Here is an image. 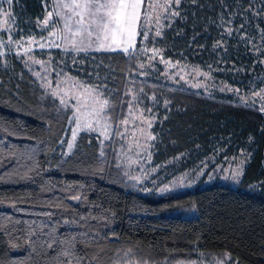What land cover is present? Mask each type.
Returning <instances> with one entry per match:
<instances>
[{
  "label": "trees",
  "instance_id": "trees-1",
  "mask_svg": "<svg viewBox=\"0 0 264 264\" xmlns=\"http://www.w3.org/2000/svg\"><path fill=\"white\" fill-rule=\"evenodd\" d=\"M240 1L242 8L247 0ZM237 2L199 0L195 6L191 0H182L180 17L156 40L162 57L208 70L216 80L238 90L263 88L264 63L259 61L264 59V51L254 53L241 34L258 42L257 26L264 29V24H243L241 28L238 14L232 28L239 27V31L231 37L221 35L220 25L235 15ZM51 4V0H18L12 9L20 20H31L48 11ZM221 40L224 47L214 48ZM137 60L126 65L119 53L78 54L67 71L94 83L96 76L87 72L101 63L110 66L101 71V78L107 77L109 87L119 94L112 127L125 115L123 101L130 99L123 96L126 85L133 91L143 88L145 94L166 101L168 108L162 111L165 117L158 127L162 139L159 161L192 149L210 155L214 143L221 141H232L236 150L248 149L250 158L238 184L212 183L163 195L143 193L116 166L114 140L101 145L97 135L89 132H80L72 154L66 155L71 111L46 95L36 79L10 56L7 66H0V161H4L0 166V261L31 264L30 250L8 251L9 240L15 236L22 245L30 242L24 239L30 226L37 230L42 222H49L44 213L53 212L51 223L77 220L71 227L58 226L57 235L74 234L87 241L90 246L86 250L100 258L99 264H178L195 259L196 254L227 258L234 264H264L261 107L141 82L129 73V68L136 71ZM126 73L128 79H135L134 85L125 79ZM257 183H262L260 190L250 189ZM73 194L80 196V201L70 199ZM80 216L87 219H78ZM47 231L41 240L47 239Z\"/></svg>",
  "mask_w": 264,
  "mask_h": 264
},
{
  "label": "snow or ice",
  "instance_id": "snow-or-ice-1",
  "mask_svg": "<svg viewBox=\"0 0 264 264\" xmlns=\"http://www.w3.org/2000/svg\"><path fill=\"white\" fill-rule=\"evenodd\" d=\"M181 2L182 0H164L163 3L154 2V0H59L58 3L54 4L53 10L47 11V15L42 21L38 20V23L42 24L45 28L51 26L52 30L49 32L51 39L45 38L46 43H40L35 38H28L26 41L27 46H25V43L17 41L11 35L8 36L7 40L0 37V65L6 67L7 56L11 52L12 45L17 44L23 48V52L17 51L15 55L26 66L30 60L33 64L41 65L46 73L49 71L55 72L56 75L61 77L60 82L56 85L57 89H60L62 84L68 85L66 91L62 90V95L59 91L55 90L49 93L48 89L51 88L52 82L48 80V76H41L39 71L34 72L35 76L45 81L41 85L45 90V94L58 98L59 104L63 109L71 111V115L67 119L74 127L72 129L71 141L67 142L66 155L72 154V149L76 144L77 135L80 131L97 132V139L101 145H103L105 140H112L114 135L124 138L131 122L130 117L133 110L139 103V97L133 95L132 88L126 85V91L123 92V96L131 97V99L123 101L127 105L128 115L121 116L118 120L119 125L124 127V131L118 133L110 131L116 119L114 104L119 95L117 90L109 87L107 77L101 78V71L110 68V66L103 63L95 65L92 71L87 72V75L90 77L95 75L97 78L96 82L85 83L76 77L68 76L63 72V69L56 72V66L51 65V61H42L29 55L33 51L31 46L38 44L40 49H45L46 47L61 48V44H63L61 50L64 52L70 50L88 52L91 50L104 53H119L125 58L126 65H131L141 55L151 52V56L147 57L151 61L160 54L159 49H149L146 44L143 47H137V40L139 39L141 44H143L144 41L154 42L156 37L163 38L162 29L164 25L161 23V19H166L168 21L167 27H171L174 19L180 17ZM7 3L11 6L13 0H7ZM191 3L198 6L199 0H191ZM160 9H163V11H159ZM246 11L251 12L255 17L264 15V8L254 10L251 4ZM0 15L6 17L5 25L14 19L12 13L6 10H0ZM54 16L57 19L54 20ZM221 20H223V15H221ZM61 23L62 27L60 26ZM220 26L223 29L221 33L222 37L225 34L231 37L233 31H239V29L234 30L231 27V19ZM240 27L243 28L244 25L241 24ZM56 29L59 30L57 31ZM153 30L154 35L150 38L149 33L153 32ZM0 32H11V29L8 27L0 28ZM257 32L261 41H264V29L257 26ZM241 38L251 45L250 50L254 53L264 51V47L257 45L254 42V38L248 37L246 33H242ZM58 40L60 43L57 42ZM223 47L224 43L222 40L217 41L214 45V48ZM5 48L8 49V52L2 50ZM24 56H28V60H23ZM161 59L163 58L161 57ZM73 62L76 63L75 60ZM164 62L170 63V61ZM259 62L264 63V59H261ZM48 65H51V68ZM146 67H151V65L146 66L143 62L137 63L135 64V68L140 69V71L136 72L132 68H129V73L133 77L137 75L146 76ZM29 71H32V69H29ZM112 71H115V69H112ZM125 79L128 80L129 84L134 85L136 83L135 79H128V73L125 74ZM139 91L143 92V88H140ZM255 95H260V93H255ZM153 99H155L154 96ZM261 99H264V96ZM70 100L74 101V103L69 104ZM259 110L264 112V106ZM147 111L150 112L151 109L149 108ZM139 118L141 125L147 123L148 128L152 127V120L143 117V113H140ZM136 127L143 134V127L140 125H136ZM155 138L154 135L148 134L144 145H147L148 140H155ZM133 139L138 148L144 146L141 145L139 139L135 138V133H133ZM61 143L65 142L61 141ZM99 155L103 157L104 152L101 151ZM136 155L140 156L141 153L137 152ZM3 165L4 161H0V166ZM116 166L118 168L122 167L120 162H117ZM241 174L242 168H237L232 171L231 177L233 180H238ZM124 175L128 176L129 179H135L137 182H140L138 177L133 176L127 170L124 171ZM69 198L76 201H80L81 199L80 196L75 194ZM44 215L49 218V222H42L35 231L30 226L27 235L24 237L25 241L30 242L22 245L18 242V237L12 236L9 240L8 251L22 252L25 249H29L28 260L31 261V264H99L100 258L95 254L90 256L86 250L90 246L87 241L78 238L74 234L69 237H64L62 234L57 235L58 226L71 227L77 223V220L65 218L51 223L55 214L47 212ZM78 219L87 218L80 216ZM46 230H48L47 239L41 240L40 236ZM4 231H7V229H4ZM95 235L99 237L100 234L96 232ZM32 237L36 238L32 239ZM78 243L81 245L80 248L77 247ZM0 254H2V250H0ZM225 255L228 257L227 253ZM0 264H11V262L0 261ZM22 264H27V261L22 262ZM113 264H118V262L114 261ZM142 264H148V262L143 261ZM220 264H223V261Z\"/></svg>",
  "mask_w": 264,
  "mask_h": 264
},
{
  "label": "rangeland",
  "instance_id": "rangeland-1",
  "mask_svg": "<svg viewBox=\"0 0 264 264\" xmlns=\"http://www.w3.org/2000/svg\"><path fill=\"white\" fill-rule=\"evenodd\" d=\"M237 1L236 9L234 10L235 15L229 18L231 19V27H233V20L238 14L242 24L248 26H251V24H258L259 22L264 24V15L255 17L251 12L246 11L250 4L254 10L264 8V0H247L242 8L241 6L244 4L243 1ZM51 2V8L48 11L53 10L54 4L58 3L59 0H51ZM154 2L163 3L164 0H154ZM15 5H18V0H13L11 6L7 3V0H0V10L11 12L14 18L12 22L5 25L6 17L0 15V28L8 27L11 29V32H0V37L7 40L8 36L11 35L17 41L25 43V46H27L26 41L28 38H35V40L40 43H46L45 38L51 39V37H49V32L52 30L51 26L45 28L42 24L38 23V20L42 21L46 17L47 11L42 15H37V18L35 19L30 20L27 18L20 20L18 17L19 14H16L12 9ZM159 11L162 12L163 9H160ZM53 19L55 20L57 18L54 16ZM161 23L164 25L162 31L169 28L167 27L168 21L166 19L162 18ZM60 26L62 27V23ZM237 29H239V27H237ZM56 30L58 31L59 29ZM221 31H223V29ZM149 35L151 38L154 35V30L153 32H150ZM158 38L160 37H156L154 42L144 41L143 44H141L139 39L137 41H139V47H143L146 44L149 49H159L155 44ZM257 41L258 42H255L257 45L264 47V41H261L260 38L257 39ZM57 42L60 43L59 40ZM31 47L33 48V51L29 53V55L42 61H51V65L56 66V72L63 69V72L68 76L76 77L83 80L85 83H89L87 78L74 76L67 71V68L73 63L78 54L85 56L92 55V57H94L95 55L104 53L91 50L88 52H75L71 50L64 52L61 50L63 44H61V48L46 47L45 49H40L38 44H33ZM2 50L8 52L7 48ZM17 51L23 52V48L19 47L17 44H13L11 52L7 56V62L9 57L12 56L36 79L40 85L44 84L45 81L35 76L34 72L39 71L41 76L47 75L48 80L52 82L51 88L48 89L49 93L55 90L59 91L62 95V90L66 91L68 89V85L66 84H62L61 88L57 89L56 85L60 82L61 77L56 75L55 72L49 71L46 73L41 65L33 64L30 60L26 66L20 58L16 57L15 54ZM148 56H151V52L141 55L137 60V63L143 62L146 66L151 65V67H146L145 69V71H147L146 76L137 75L134 77L141 82L170 88H179L185 91H193L207 97L218 95L225 97L231 102L248 106H264V99H261V97L264 96V91H261L264 90V87L253 91L238 90L226 85L220 80H216L208 70L165 59L162 57L161 52L151 61L147 59ZM161 57L163 59H161ZM92 59L90 61H92ZM23 60H28V56H24ZM164 61H170V63H165ZM79 64L84 65V63L80 61ZM51 65H48V67L51 68ZM29 69H32V71H29ZM139 71L140 69L136 68V72ZM255 93H260V95H255ZM133 95L139 97V103L130 117L131 122L127 128L125 136L124 138H121L119 135H114V141H112L114 148L116 147L115 154L118 162L122 165L120 168L122 169L123 174L124 171L127 170L133 176L139 178L140 182H137V180L129 179L128 176H125L127 181L134 188L143 193L163 195L169 192H181L201 188L212 183H222L230 186H236L238 184L244 168L249 161L250 152L246 148H239L236 150L232 141H221V143L215 142L212 146L213 149L210 155H204L203 151L192 149L185 153L159 161L158 144L162 139L158 127L161 125L165 117L162 114V111L168 108V103L160 100L155 95L145 94L144 91H133ZM153 96L155 99H153ZM54 99L59 102L58 98ZM73 103L74 101H69V104ZM149 108L151 109L150 112L147 111ZM140 113H143V117L152 120L151 128H148L147 123L141 125V120L139 118ZM125 115H128L127 106ZM136 125L143 127V134L138 130ZM73 127L74 125L70 123V141ZM110 131L118 133L124 131V127L118 123L117 127H111ZM89 133L97 135V132ZM133 133H135V138L140 140L141 145H144L148 134H152L156 138L155 140H148L147 145L138 148L133 139ZM129 149H131V151H129ZM230 151L234 152L230 154L228 153ZM137 152H140L141 155L137 156ZM237 168H242V174L239 176L238 180H233L231 173ZM261 185L262 183H257L254 186H250V189L260 190ZM221 261H223V264H234L227 258L209 257L201 254H196L195 259H192L189 262H181L178 264H220Z\"/></svg>",
  "mask_w": 264,
  "mask_h": 264
}]
</instances>
